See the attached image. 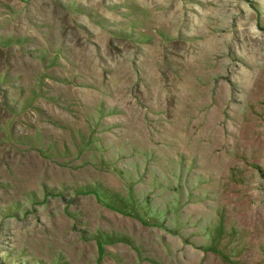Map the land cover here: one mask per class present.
I'll return each mask as SVG.
<instances>
[{"label": "rangeland", "instance_id": "374dc122", "mask_svg": "<svg viewBox=\"0 0 264 264\" xmlns=\"http://www.w3.org/2000/svg\"><path fill=\"white\" fill-rule=\"evenodd\" d=\"M0 264H264V0H0Z\"/></svg>", "mask_w": 264, "mask_h": 264}]
</instances>
